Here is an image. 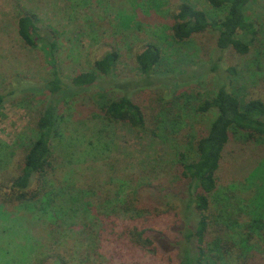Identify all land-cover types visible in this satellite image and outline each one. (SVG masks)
Wrapping results in <instances>:
<instances>
[{
	"label": "rangeland",
	"instance_id": "1",
	"mask_svg": "<svg viewBox=\"0 0 264 264\" xmlns=\"http://www.w3.org/2000/svg\"><path fill=\"white\" fill-rule=\"evenodd\" d=\"M185 1L218 17L208 0H0V92H13L0 107V183L20 174L50 96L37 90L53 77L46 55L18 32L19 17L34 13L41 29L54 33V54L66 80L93 69L106 52L119 53L110 76L59 103L62 120L52 143L48 188L70 184L88 191L95 204L119 190L131 200L140 184L151 195L167 186L177 189L174 145L181 148L204 135L217 115L216 109L200 113L197 106L222 84L243 101H264V0H252L247 8L258 33L245 55L219 50L210 26L176 40L173 14ZM149 44L160 49L161 60L146 76L136 57ZM103 90L109 98L131 96L145 114L146 129L109 123L99 104ZM218 179L208 211L214 220L205 244L210 264H264V227L255 223V217L264 222V143L231 132ZM1 202L2 196L0 264H58L62 257L68 264H173L183 257L180 249L159 255L143 250L132 231L148 225L177 237L184 204L157 203L147 195L140 207L119 210L91 227L60 226L34 209ZM222 216H230L234 226L217 223Z\"/></svg>",
	"mask_w": 264,
	"mask_h": 264
},
{
	"label": "trees",
	"instance_id": "2",
	"mask_svg": "<svg viewBox=\"0 0 264 264\" xmlns=\"http://www.w3.org/2000/svg\"><path fill=\"white\" fill-rule=\"evenodd\" d=\"M252 0H208L211 7L218 12L212 18L202 8L185 1L173 14V36L184 41L193 35L203 32L208 26L216 32V44L219 50L233 49L241 55L251 51L258 26L247 14ZM219 12L222 16H219ZM39 17L34 13H24L18 19V32L21 38L32 48L40 49L46 55L51 66L52 79L44 82L38 92L50 93L48 102L37 122V136L28 148L20 174L11 177L7 182L0 183L2 204H20L28 210L34 209L39 216L51 223L75 225L83 223L98 226L104 217H111L119 210H132L134 204L140 207L143 197H154L157 203L184 204L187 208L180 215L178 236L171 238L161 228L148 225L136 226L132 231L133 242L143 250L159 255L163 251L182 250L183 257L173 264H210L206 252V240L211 222L208 214L211 207V196L219 187L218 174L222 167L226 148L230 142L231 132H244L249 142L264 143V101L250 99L243 101L225 85L218 87L214 96L203 100L197 111L207 113L217 110L208 131L191 140L186 145L176 148V157L172 160L175 170L181 176L180 186L156 189L155 195L149 194L148 186L140 184L136 196L129 199L128 195L119 190L115 197L104 203L95 204L88 200L89 192L75 186L66 185L54 189L48 188L49 172L52 167V143L60 134L59 103L74 98L81 91L96 85L97 81L110 76L118 59L117 50L106 52L95 61L93 69L82 71L66 80L62 77L54 54L56 43L54 33L41 29ZM139 70L150 76L161 60L160 49L152 44L140 52L137 57ZM13 92H0V107L13 98ZM109 92H99L100 108L109 123H128L138 131L146 129L147 120L141 106L128 94L108 97ZM167 129V128H166ZM239 170L243 167L237 166ZM255 175L254 173L252 174ZM124 192V188L122 187ZM261 214H256L260 216ZM224 226L232 228L230 216H222ZM257 227H264V222L255 217ZM261 225V226H260ZM182 235V236H181ZM181 236V237H180ZM182 238V239H179ZM94 238V237H93ZM244 245V243H243ZM244 247H248L247 244ZM56 263L68 264L66 259L58 258Z\"/></svg>",
	"mask_w": 264,
	"mask_h": 264
}]
</instances>
